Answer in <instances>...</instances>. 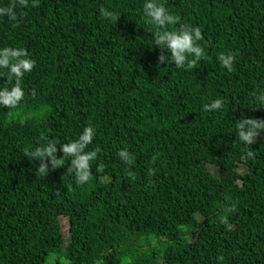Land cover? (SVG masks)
I'll return each mask as SVG.
<instances>
[{
  "label": "trees",
  "instance_id": "1",
  "mask_svg": "<svg viewBox=\"0 0 264 264\" xmlns=\"http://www.w3.org/2000/svg\"><path fill=\"white\" fill-rule=\"evenodd\" d=\"M142 3L40 0L0 17V47L35 61L23 101L0 106V264H264V132L250 146L234 133L242 116L264 120V0H165L200 28L193 69L158 63ZM217 97L224 110H202ZM87 124L86 184L69 158L42 176L24 155L47 138L59 157Z\"/></svg>",
  "mask_w": 264,
  "mask_h": 264
},
{
  "label": "clouds",
  "instance_id": "2",
  "mask_svg": "<svg viewBox=\"0 0 264 264\" xmlns=\"http://www.w3.org/2000/svg\"><path fill=\"white\" fill-rule=\"evenodd\" d=\"M39 3L40 0H15L12 4L0 6V17H7L15 23V9L18 6L35 8ZM142 12L145 22L152 26L151 45L162 50L158 55V63H171L177 69H193L205 56L204 47L198 43L202 40L200 28L191 24H179L178 17L169 11L165 0H143ZM104 15L110 22H115L118 17L115 11H105ZM218 61L226 70L232 71L235 56L231 52L221 53ZM34 65L35 61L30 58L25 48L0 47V77L6 80L5 84L0 85V106L15 109L23 101L25 90L22 80ZM256 98L264 105V91L258 93ZM224 108V100L220 97L202 105L205 112L222 111ZM260 132H264V120L242 116L235 125V140L250 146L255 143V138ZM95 134L94 126L87 124L75 139L60 144L59 152L62 155L59 157L56 155L58 140L47 138H42L41 143L25 150L24 155L30 158V161L39 162L35 171L42 176L50 169L64 165L65 158H69L67 171L74 176L77 184H86L90 180L91 162L96 159L98 149L85 151V148L92 143ZM117 156L125 166L133 163L132 154L126 148L118 150ZM151 174L150 169L149 175Z\"/></svg>",
  "mask_w": 264,
  "mask_h": 264
},
{
  "label": "rangeland",
  "instance_id": "3",
  "mask_svg": "<svg viewBox=\"0 0 264 264\" xmlns=\"http://www.w3.org/2000/svg\"><path fill=\"white\" fill-rule=\"evenodd\" d=\"M62 219V224H65L66 223V218L65 217H61Z\"/></svg>",
  "mask_w": 264,
  "mask_h": 264
}]
</instances>
